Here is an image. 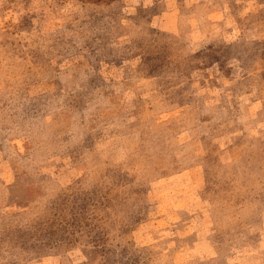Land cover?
Here are the masks:
<instances>
[{
    "label": "rangeland",
    "instance_id": "374dc122",
    "mask_svg": "<svg viewBox=\"0 0 264 264\" xmlns=\"http://www.w3.org/2000/svg\"><path fill=\"white\" fill-rule=\"evenodd\" d=\"M0 264H264V0H0Z\"/></svg>",
    "mask_w": 264,
    "mask_h": 264
}]
</instances>
